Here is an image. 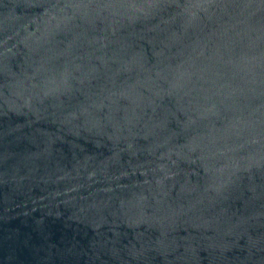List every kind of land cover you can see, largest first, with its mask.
Masks as SVG:
<instances>
[{
    "label": "water",
    "instance_id": "obj_1",
    "mask_svg": "<svg viewBox=\"0 0 264 264\" xmlns=\"http://www.w3.org/2000/svg\"><path fill=\"white\" fill-rule=\"evenodd\" d=\"M0 264H264V0H0Z\"/></svg>",
    "mask_w": 264,
    "mask_h": 264
}]
</instances>
